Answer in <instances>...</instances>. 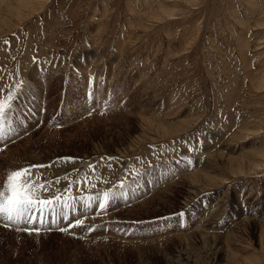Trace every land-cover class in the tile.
Masks as SVG:
<instances>
[{
	"label": "rangeland",
	"instance_id": "374dc122",
	"mask_svg": "<svg viewBox=\"0 0 264 264\" xmlns=\"http://www.w3.org/2000/svg\"><path fill=\"white\" fill-rule=\"evenodd\" d=\"M0 5V180L69 205L0 264H264V0Z\"/></svg>",
	"mask_w": 264,
	"mask_h": 264
},
{
	"label": "snow or ice",
	"instance_id": "6c2138e0",
	"mask_svg": "<svg viewBox=\"0 0 264 264\" xmlns=\"http://www.w3.org/2000/svg\"><path fill=\"white\" fill-rule=\"evenodd\" d=\"M14 97L9 94L7 101L0 100V116L4 114L5 108H10L11 101ZM71 160L73 158H61ZM113 159V158H108ZM44 167L43 165H29L24 168L13 169L5 174L0 180V220L6 221L8 225L20 223L44 225L46 218L53 217L52 222L55 223V216H63L67 219V214L62 211L68 207L67 199L60 195H52L50 197H42V192H48L52 181L40 183L38 178L33 179V169ZM92 168V165H89ZM60 178H57L55 183H59ZM109 200V195L104 194V200L100 202L99 207L103 209ZM59 209V211H58ZM182 215V213H180ZM83 221H76V224H70L69 227L82 225ZM25 231L37 233L40 228L29 229ZM89 228L88 231H92ZM67 231V229H60Z\"/></svg>",
	"mask_w": 264,
	"mask_h": 264
},
{
	"label": "bare ground",
	"instance_id": "6f19581e",
	"mask_svg": "<svg viewBox=\"0 0 264 264\" xmlns=\"http://www.w3.org/2000/svg\"><path fill=\"white\" fill-rule=\"evenodd\" d=\"M32 2H34L35 3V1H32ZM32 2H28L29 4H31ZM28 3H26V2H21V4H28ZM0 7H1V5H0ZM30 7V6H29ZM18 8V7H17ZM19 9V8H18ZM20 13H18V12H16V15H19ZM165 131H170V130H165ZM163 132V131H162ZM209 154V153H208ZM213 155H214V153H213ZM215 157V156H214ZM211 159V158H210ZM229 160V159H228ZM228 162H230V160L228 161ZM198 177V176H197ZM196 179V178H195ZM197 181V180H196ZM195 182V181H194ZM199 182V181H198ZM201 182V181H200ZM197 185V184H196ZM227 235V234H226ZM190 236V235H189ZM207 238H208V235L206 236ZM205 237V238H206ZM230 238H231V236H230ZM219 240V239H218ZM207 241V240H206ZM224 241V240H223ZM215 243H213V244H215V245H218V243H220L221 242V240H219V241H214ZM207 243V242H206ZM208 243H212L211 241H208ZM208 246V245H207ZM210 246V245H209ZM218 249V248H217ZM209 251V250H208ZM213 251V250H212ZM218 251H219V249L218 250H216V251H214V254L213 255H215V257H216V255H217V253H218ZM212 253V252H211ZM212 256V255H211ZM215 257L213 256V258L215 259ZM213 258H210V259H213ZM219 259V258H218ZM209 261V260H208ZM220 261V260H219ZM186 263H188V262H186ZM180 264H184V263H180Z\"/></svg>",
	"mask_w": 264,
	"mask_h": 264
}]
</instances>
